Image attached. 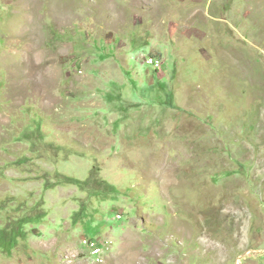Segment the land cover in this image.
<instances>
[{"label":"rangeland","instance_id":"rangeland-1","mask_svg":"<svg viewBox=\"0 0 264 264\" xmlns=\"http://www.w3.org/2000/svg\"><path fill=\"white\" fill-rule=\"evenodd\" d=\"M0 264H264V0H0Z\"/></svg>","mask_w":264,"mask_h":264},{"label":"built area","instance_id":"built-area-1","mask_svg":"<svg viewBox=\"0 0 264 264\" xmlns=\"http://www.w3.org/2000/svg\"><path fill=\"white\" fill-rule=\"evenodd\" d=\"M148 64H151V65L155 66L156 68H160V67L163 66V63H155V59H154V58H150V59L148 60ZM85 242H86L87 244L90 243L92 246H95V245H96L95 242H90V241H88V240H86Z\"/></svg>","mask_w":264,"mask_h":264},{"label":"clouds","instance_id":"clouds-1","mask_svg":"<svg viewBox=\"0 0 264 264\" xmlns=\"http://www.w3.org/2000/svg\"><path fill=\"white\" fill-rule=\"evenodd\" d=\"M151 58H154V57H151ZM150 59V58H149ZM154 59H159V58H154ZM151 65V64H150ZM153 66V65H152ZM163 66H164V63H163ZM162 66V67H163ZM155 67V66H154ZM162 67H160V68H162ZM91 242H95V241H91ZM96 243V242H95Z\"/></svg>","mask_w":264,"mask_h":264},{"label":"trees","instance_id":"trees-1","mask_svg":"<svg viewBox=\"0 0 264 264\" xmlns=\"http://www.w3.org/2000/svg\"><path fill=\"white\" fill-rule=\"evenodd\" d=\"M77 181V180H76ZM20 232V231H19ZM3 244V243H2ZM3 246H4V244H3Z\"/></svg>","mask_w":264,"mask_h":264}]
</instances>
